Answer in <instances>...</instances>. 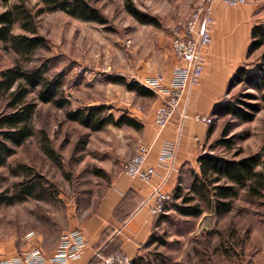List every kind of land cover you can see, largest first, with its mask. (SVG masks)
I'll return each instance as SVG.
<instances>
[{"label": "rangeland", "instance_id": "374dc122", "mask_svg": "<svg viewBox=\"0 0 264 264\" xmlns=\"http://www.w3.org/2000/svg\"><path fill=\"white\" fill-rule=\"evenodd\" d=\"M10 1L8 5L0 2V14L18 4L28 16L24 20H33V27L47 43L24 65H46L49 76L62 77L64 94L70 100V106L61 110L42 103L34 94L32 99L38 103L36 135L16 149L7 165L0 166V194L16 192L15 186L26 176L22 166L29 168V174L43 177L48 189L46 199L0 208V253L23 254L38 248L39 240L52 247L67 229L92 214L122 172L135 144L137 130L132 127L108 125L93 132L69 121L66 112L105 105L107 114L116 118L150 115L157 107L155 94L142 96L128 85L146 88L157 80L169 86L179 66L172 50L173 29L186 23L209 0H131L135 8L155 19L148 24L128 12L126 0H85L101 14L102 24L85 22L63 10L50 11L43 0ZM14 30L16 35L30 34L22 21ZM259 56L260 51L255 54ZM18 61L19 57L0 43V72ZM249 69L251 72L253 67ZM263 93L264 88L242 83L233 86L223 99L252 113L247 105L263 104ZM212 125L215 131L207 155L230 160L259 155L264 164V111L250 122L216 116ZM226 128L231 148L216 144ZM246 191L239 190L232 209L225 214L215 212L213 194L212 204L197 194L204 212L198 218L182 216L174 209L175 201L170 202L157 224V244L144 264H252L255 256L264 264V197L251 200ZM246 205L259 217L252 221ZM252 226L254 239L250 238Z\"/></svg>", "mask_w": 264, "mask_h": 264}, {"label": "trees", "instance_id": "16d2710c", "mask_svg": "<svg viewBox=\"0 0 264 264\" xmlns=\"http://www.w3.org/2000/svg\"><path fill=\"white\" fill-rule=\"evenodd\" d=\"M0 2L8 5L11 1L0 0ZM43 2L50 11L63 10L89 23L102 24L104 22L101 14L85 0H43ZM126 8L142 24L156 22L150 15L135 8L131 0H126ZM24 19H28V16L18 4L0 14V43L5 44L6 50L14 52L19 57V61L14 67L0 72V166L7 165L8 158L16 154V149L22 147L36 135L34 120L38 103L32 99L34 94L42 103H51L61 110L70 106V100L66 98L63 91L64 79L62 77L49 76L46 65L34 68L24 65L31 63L36 53L47 47L45 39L38 35L37 30L33 27V20ZM20 21H22L23 29L30 33L29 35L14 33V28ZM252 37L253 41L248 50L249 57L264 48V29L258 26L254 27ZM261 60L258 67L251 72L247 68H241L232 79L229 90L242 83H253L259 89H263L264 53ZM116 81H120V79ZM128 86L131 91L142 96L151 97L154 94L137 84ZM262 95L263 104L247 105L252 113L232 102H223L215 110V115L218 117L229 115L241 117L246 122L253 121L258 113L264 111V93ZM108 110V107L102 105L67 111L66 115L69 121L80 124L93 132L103 131L108 125L143 128L138 119L128 114H122L121 117L116 118L114 114H107ZM212 123L209 138L215 131ZM227 133L228 129L226 128L221 134V140L217 141V145L232 147L230 140L225 138ZM198 163L200 173H194L192 188L190 190L178 188L173 195L174 209L182 216L198 218L203 215V206L197 201V194L210 202V196L213 194L214 209L218 214H225L232 209V199L238 197L240 189H246L247 196L251 200L264 197V164H262L259 155L230 160L210 154L201 156ZM20 168L26 175L25 179L15 186L14 194L9 192L0 194V208L23 203L28 199L47 198L48 189L45 187L44 178L29 174L30 170L25 166ZM205 192L208 194H202Z\"/></svg>", "mask_w": 264, "mask_h": 264}, {"label": "crops", "instance_id": "0c3cea01", "mask_svg": "<svg viewBox=\"0 0 264 264\" xmlns=\"http://www.w3.org/2000/svg\"><path fill=\"white\" fill-rule=\"evenodd\" d=\"M210 9L213 42L205 50L206 70L202 83L189 96L188 111L192 116L200 114L213 119L216 117L215 110L223 104V98L237 72L241 68L250 70L251 67L253 71L262 61L264 48L259 50L260 56L257 58L256 53L249 57L248 50L253 41V28L258 26L264 29V0H249L248 4L235 8H230L221 1H212ZM153 93L157 98L154 111L147 116H134L143 128H134L137 130L134 134L135 144L125 163L137 153L141 145L152 146L149 164L157 171L155 181L163 185V192L174 195L178 188L189 190L194 173H200L198 161L201 156L207 155L211 124L205 125L196 120L180 124L178 118H174L158 134L154 122L155 110L163 104V98L158 93ZM166 144H177L178 149L173 160L161 164L159 154ZM151 203L148 185L139 178L128 177L122 169L100 198L96 210L63 233L80 230L86 236L88 246L82 258L72 264H102L101 259L96 258L97 253L109 257L118 252L127 254L132 258L133 264H144L149 252L157 244L156 232L160 219V216L150 213ZM248 208L246 205L245 210L251 212L252 221L259 217L256 210ZM250 232V238L254 239L255 227L252 226ZM58 239L50 248L42 245L40 240L37 246L49 257L54 254ZM17 255L20 254L16 251L10 254L0 253V264ZM252 264H259L257 256Z\"/></svg>", "mask_w": 264, "mask_h": 264}, {"label": "built area", "instance_id": "2783aa9c", "mask_svg": "<svg viewBox=\"0 0 264 264\" xmlns=\"http://www.w3.org/2000/svg\"><path fill=\"white\" fill-rule=\"evenodd\" d=\"M212 1H221L230 8L246 5L249 0H209L206 5L198 8L186 23L173 29L172 50L179 66L172 74L169 86H163L159 81H150L145 87L158 93L163 98V104L155 110V127L158 134L162 133L166 126L178 118L182 124L187 120H196L205 125H210L213 119L209 116L195 114L188 111L190 95L200 86L206 70L207 57L205 50L213 42L211 27L212 13L210 4ZM177 144H166L159 154V162L167 164L175 158ZM152 146L141 145L137 153L124 164V173L133 179L142 180L151 190L150 213L153 216H161L173 195L163 192V185L155 181L157 171L149 164ZM86 236L83 231L73 230L63 234L52 256H46L41 248L31 249L23 254L11 257L1 264H72L82 258L87 248ZM101 259L102 264H133L132 258L123 252L105 257L97 253L96 258Z\"/></svg>", "mask_w": 264, "mask_h": 264}]
</instances>
